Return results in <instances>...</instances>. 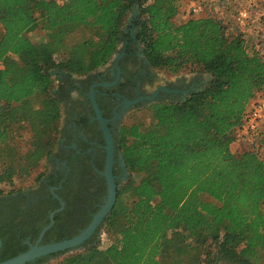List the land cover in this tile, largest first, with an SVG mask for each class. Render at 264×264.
<instances>
[{
  "label": "trees",
  "instance_id": "trees-1",
  "mask_svg": "<svg viewBox=\"0 0 264 264\" xmlns=\"http://www.w3.org/2000/svg\"><path fill=\"white\" fill-rule=\"evenodd\" d=\"M183 2L0 0V196L57 147L54 72L85 77L105 66L136 6L153 68L210 77L183 102L130 116L119 142L129 179L99 232L109 246L98 235L48 264H264V132L243 135L246 151L232 150L264 95L262 42L213 16L177 24Z\"/></svg>",
  "mask_w": 264,
  "mask_h": 264
},
{
  "label": "flooded vegetation",
  "instance_id": "flooded-vegetation-1",
  "mask_svg": "<svg viewBox=\"0 0 264 264\" xmlns=\"http://www.w3.org/2000/svg\"><path fill=\"white\" fill-rule=\"evenodd\" d=\"M137 21L134 17L127 22L116 53L102 68L85 77L54 72L62 116L59 141L40 181L0 196V263L31 247L77 236L105 204L108 144L94 102L112 140L113 176L119 188L129 179L119 149L128 118L153 104L183 102L209 83L210 77L201 74L171 81L160 75L144 54ZM56 254L26 264H48Z\"/></svg>",
  "mask_w": 264,
  "mask_h": 264
},
{
  "label": "rangeland",
  "instance_id": "rangeland-1",
  "mask_svg": "<svg viewBox=\"0 0 264 264\" xmlns=\"http://www.w3.org/2000/svg\"><path fill=\"white\" fill-rule=\"evenodd\" d=\"M197 1L200 0H184L182 3V6L180 8V13L175 19V22L177 24H181L183 22H186L189 20L188 17H186L187 13L193 8V6L197 3ZM203 1V0H201ZM206 8L205 12L202 15H198L196 18L201 17H216L224 22L225 25L229 26L233 32H241L247 34L249 37H251L253 40H255V43L258 44L262 42L261 50L264 54V0H253V10H252V21L249 23L248 27L241 28L239 27L235 21H234V9L230 8L228 6H213L211 3V0H205ZM139 15V9L136 11L134 8L133 11L129 14V18L127 22H129L130 18L138 17ZM128 23H126L127 26ZM0 32H1V25H0ZM33 39H35V42L38 41L37 39L41 38L40 34L33 33L32 36ZM160 75H163L167 77V80L171 81L175 77H171L169 74H167L165 71H159ZM56 75V74H55ZM193 73H181L178 76H186L187 78H190ZM205 78H208L207 75H205ZM137 117V116H136ZM144 118L146 117L145 114H138V118ZM133 118H128L126 122L132 123ZM260 131L264 132V121L260 124ZM246 136V135H245ZM245 139V140H243ZM248 142L246 140V137H243L241 134V137L238 139V141L232 146L233 152H242L246 151L248 149ZM47 168V162L43 161L39 166H37L34 171L32 172L31 176L28 178H18L14 177L11 182H7L2 185L3 192L10 191L14 188L19 187H26L31 186L35 182V178L37 175L46 170ZM139 178L136 180L138 181ZM102 238V248H106L109 246V241L107 240L106 235L103 233L99 235V239Z\"/></svg>",
  "mask_w": 264,
  "mask_h": 264
},
{
  "label": "water",
  "instance_id": "water-1",
  "mask_svg": "<svg viewBox=\"0 0 264 264\" xmlns=\"http://www.w3.org/2000/svg\"><path fill=\"white\" fill-rule=\"evenodd\" d=\"M135 9L137 11L139 7L136 6ZM94 105L108 144V157H107V165H106V173H105V177L107 180L108 195L105 204L101 206V209L93 216V219L88 224V226L84 230H82L77 236L50 245L31 247L29 251L0 264H26L42 256H47L56 253H63V252L74 253L84 248L87 242L93 237V235H95L96 231L101 228L106 217L112 212L113 208L115 207L117 201V195H118L117 192L118 187L115 184L114 176H113L114 161H113L112 140L106 126V120L102 118L100 111L95 102ZM120 158H121V164L125 169L124 158L122 154H120Z\"/></svg>",
  "mask_w": 264,
  "mask_h": 264
},
{
  "label": "built area",
  "instance_id": "built-area-1",
  "mask_svg": "<svg viewBox=\"0 0 264 264\" xmlns=\"http://www.w3.org/2000/svg\"><path fill=\"white\" fill-rule=\"evenodd\" d=\"M213 6H228L234 9V21L241 27H248L252 21L253 0H211ZM205 0L197 1L193 8L186 14L189 19L197 17L205 12ZM264 120V95H261L253 108L247 113V123L241 131L242 135L256 132Z\"/></svg>",
  "mask_w": 264,
  "mask_h": 264
}]
</instances>
